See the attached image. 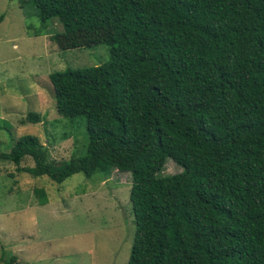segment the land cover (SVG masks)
Here are the masks:
<instances>
[{"label": "trees", "instance_id": "trees-1", "mask_svg": "<svg viewBox=\"0 0 264 264\" xmlns=\"http://www.w3.org/2000/svg\"><path fill=\"white\" fill-rule=\"evenodd\" d=\"M18 1L36 9L34 35L58 18L61 50L75 37L110 59L49 74L57 112L85 118L83 153L56 161L25 134L0 159L57 184L130 172L127 264H264V0ZM169 158L181 171L163 173Z\"/></svg>", "mask_w": 264, "mask_h": 264}, {"label": "rangeland", "instance_id": "rangeland-1", "mask_svg": "<svg viewBox=\"0 0 264 264\" xmlns=\"http://www.w3.org/2000/svg\"><path fill=\"white\" fill-rule=\"evenodd\" d=\"M38 19L33 6L0 0V152L31 134L59 161L84 152L86 121L57 112L49 74L107 62L110 51L106 43L79 45L85 42L75 37L66 43L72 47L61 50L52 38L63 30L60 20L49 21L47 34L34 35ZM29 111L38 112L41 120L27 121ZM20 164L34 161L26 156ZM15 166L0 159V264L13 256L23 264L128 263L135 235L130 172L109 168L90 177L77 172L57 184ZM181 169L169 158L163 173ZM36 185L47 188V203L38 202Z\"/></svg>", "mask_w": 264, "mask_h": 264}]
</instances>
